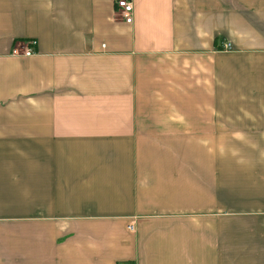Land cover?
I'll list each match as a JSON object with an SVG mask.
<instances>
[{
  "label": "crops",
  "instance_id": "0c3cea01",
  "mask_svg": "<svg viewBox=\"0 0 264 264\" xmlns=\"http://www.w3.org/2000/svg\"><path fill=\"white\" fill-rule=\"evenodd\" d=\"M131 1L0 0V264H264V0Z\"/></svg>",
  "mask_w": 264,
  "mask_h": 264
},
{
  "label": "built area",
  "instance_id": "2783aa9c",
  "mask_svg": "<svg viewBox=\"0 0 264 264\" xmlns=\"http://www.w3.org/2000/svg\"><path fill=\"white\" fill-rule=\"evenodd\" d=\"M116 6L118 9V12L122 15L125 21L128 23H131L133 20V12H134V6H133L132 1L131 0H116ZM36 45H37V41L35 40L28 42L24 54L27 56L32 55L34 53L32 46H36ZM227 49H231L230 44L227 45ZM14 53L20 54L18 49H14ZM129 228L133 230L134 226L131 224L129 225Z\"/></svg>",
  "mask_w": 264,
  "mask_h": 264
}]
</instances>
